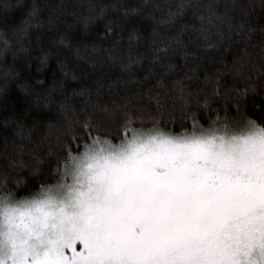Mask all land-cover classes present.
Returning <instances> with one entry per match:
<instances>
[{"label": "snow or ice", "instance_id": "obj_1", "mask_svg": "<svg viewBox=\"0 0 264 264\" xmlns=\"http://www.w3.org/2000/svg\"><path fill=\"white\" fill-rule=\"evenodd\" d=\"M185 7L179 4L166 23ZM187 7L205 40L219 37L207 47H223L219 66L204 69L203 80L188 70L197 54L184 50L180 73L170 77L176 65L165 61L178 49L153 40L142 79L110 85L107 99L102 84L94 101L83 89L79 110L61 103L54 128L35 148L32 129L23 125L18 142L0 146V264H264V27L257 40L245 0H190ZM9 27L19 47L5 40L0 52L29 54L33 34L39 40L43 30L38 7ZM105 33L100 43L112 46L104 51L122 47L113 28ZM35 50L45 52L42 65L59 56ZM139 63L129 56L125 67ZM5 76L15 80V70ZM16 82L26 94L44 83ZM54 92L45 99H55ZM257 100L250 116L248 105ZM41 153L49 157L46 175Z\"/></svg>", "mask_w": 264, "mask_h": 264}, {"label": "trees", "instance_id": "obj_2", "mask_svg": "<svg viewBox=\"0 0 264 264\" xmlns=\"http://www.w3.org/2000/svg\"><path fill=\"white\" fill-rule=\"evenodd\" d=\"M190 0H0V31L6 33L0 36V50L5 47V40L8 47L15 49L19 47L11 39L12 29L9 27L27 16L33 5L39 9V19L43 24L40 32V39L35 34L32 36L30 47L34 49L29 54L13 55V51L0 52V146L5 141L11 143L19 141V126L25 129H32L33 144L29 147L35 148L36 143L49 134V125L53 128L59 118V105L67 102L75 106L77 110L83 108L86 97L79 95L83 89H89L95 97V90L103 85L105 99L109 97V86L115 84L123 88V82L129 79H142L151 65L152 58L151 42L162 40L170 43L173 48L178 49L175 56L165 61L176 65L174 73H180L184 64V57L179 50L195 52L196 56H189V68L194 69L203 80L209 74L204 71L206 68L218 67V61L223 47L220 50L208 48V43H216L219 37L212 35L209 40L198 31L200 24L197 15L193 14L191 8L187 7ZM223 3L224 0H219ZM231 3V0H227ZM184 3L185 11L180 16L174 17V24L166 23L169 20V13H176L178 5ZM250 3L249 22L256 29L254 35L259 39L260 28L264 27V8L261 7V0H245ZM140 4L156 5L146 11L132 12L131 9L138 8ZM107 5V7H104ZM115 5V7H113ZM128 11L125 17L124 13ZM103 12V15H101ZM206 15V13H203ZM104 17H109L117 24L109 25ZM90 23L85 25V20ZM106 27L113 28L118 33L122 47L113 52L104 51L110 48L111 43H100V40L107 39ZM158 27L159 35H154V28ZM215 33L216 29L210 30ZM134 37V38H133ZM70 40L71 48L60 43L61 39ZM18 39V38H17ZM96 41V48L91 45ZM39 47L51 49L59 56L50 58L45 64L41 60L45 52L35 50ZM87 47V50H85ZM79 49V52L77 51ZM172 56V53H169ZM140 59L139 64H133L131 69L125 67L129 61ZM81 57H87L82 59ZM231 60V51L226 54ZM64 60L65 64L60 65L59 61ZM7 65V67H5ZM30 65V67H29ZM199 65V67H197ZM159 70V65L155 66ZM15 70L16 78L5 76L6 72ZM67 71L69 75L64 76ZM182 75V73H181ZM75 76V79H73ZM179 78V77H177ZM20 83L34 85L36 81L44 83L36 89L27 88V93L21 89ZM154 83V81H150ZM7 83V87H4ZM135 87V85H128ZM55 88L53 96L55 99H45L47 90ZM39 98H38V95ZM47 103L48 107H45ZM260 101H254L248 105V113L251 116L257 111L256 106ZM252 118H256L252 116ZM54 141V136L52 137ZM43 163L40 167L47 174L49 157L41 153ZM25 159H28L25 155ZM53 161L55 160L52 157ZM53 162L51 167L55 168ZM51 183V181H46Z\"/></svg>", "mask_w": 264, "mask_h": 264}]
</instances>
